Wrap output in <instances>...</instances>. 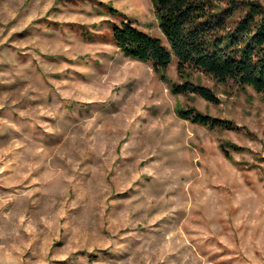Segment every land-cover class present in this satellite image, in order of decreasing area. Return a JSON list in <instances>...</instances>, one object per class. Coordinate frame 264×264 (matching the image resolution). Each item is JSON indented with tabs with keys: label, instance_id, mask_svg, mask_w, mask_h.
I'll return each mask as SVG.
<instances>
[{
	"label": "rangeland",
	"instance_id": "374dc122",
	"mask_svg": "<svg viewBox=\"0 0 264 264\" xmlns=\"http://www.w3.org/2000/svg\"><path fill=\"white\" fill-rule=\"evenodd\" d=\"M124 20L164 41L150 0H0V264H264V96L172 94Z\"/></svg>",
	"mask_w": 264,
	"mask_h": 264
},
{
	"label": "trees",
	"instance_id": "16d2710c",
	"mask_svg": "<svg viewBox=\"0 0 264 264\" xmlns=\"http://www.w3.org/2000/svg\"><path fill=\"white\" fill-rule=\"evenodd\" d=\"M164 41L138 29L131 21L111 24V40L127 57L149 63L161 81L172 59L181 83H170L174 95H195L213 104L219 97L193 74L209 76L219 84L251 88L264 96V6L254 0H150ZM179 118L209 129H233L225 119L194 108H177ZM221 151L240 150L221 142Z\"/></svg>",
	"mask_w": 264,
	"mask_h": 264
}]
</instances>
